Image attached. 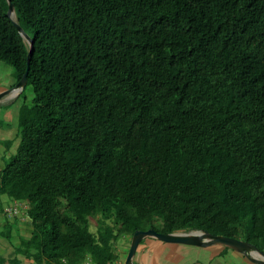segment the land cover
<instances>
[{
    "label": "trees",
    "instance_id": "obj_1",
    "mask_svg": "<svg viewBox=\"0 0 264 264\" xmlns=\"http://www.w3.org/2000/svg\"><path fill=\"white\" fill-rule=\"evenodd\" d=\"M12 2L34 97L0 168V264H121L149 228L264 251V0ZM8 9L19 82L30 44Z\"/></svg>",
    "mask_w": 264,
    "mask_h": 264
},
{
    "label": "rangeland",
    "instance_id": "obj_2",
    "mask_svg": "<svg viewBox=\"0 0 264 264\" xmlns=\"http://www.w3.org/2000/svg\"><path fill=\"white\" fill-rule=\"evenodd\" d=\"M18 84L14 67L4 60H0V93L14 88ZM34 97V90L31 85L25 89L12 91L0 99V168L5 166L10 157L16 152L18 137V109L23 101L31 103ZM10 144H12L11 148ZM7 197V196H6ZM6 200V199H5ZM18 214L22 219L21 231L25 227L28 231L29 224L26 218V209ZM92 230H96L95 220H92ZM24 231V232H25ZM17 238V237H16ZM15 238V239H16ZM132 236L125 235L118 242V249L121 254V264L124 263L129 251ZM147 249L148 264H256L243 259L236 251L225 245L197 246L182 243H170L157 239L153 236L145 237L142 242ZM141 246V247H142ZM144 249V248H143ZM140 250V249H139ZM0 252H4L0 247ZM8 256L12 255L9 251ZM146 258L142 252L138 260Z\"/></svg>",
    "mask_w": 264,
    "mask_h": 264
},
{
    "label": "water",
    "instance_id": "obj_3",
    "mask_svg": "<svg viewBox=\"0 0 264 264\" xmlns=\"http://www.w3.org/2000/svg\"><path fill=\"white\" fill-rule=\"evenodd\" d=\"M9 1V9L8 15L12 18L14 24L17 29L24 37L26 41L30 44V50L28 54V65L27 70L18 82V84L10 89L0 93V99L2 96L6 95L9 92H14L20 90V88L25 87L28 81V74L30 70V60L33 56L35 45L34 39L23 29V27L19 24L16 19L15 7L12 0ZM147 236H153L157 239H160L165 242L170 243H182L188 245H197V246H213V245H225L227 247L232 248L233 250L245 255L249 260L255 263L264 264V251L260 250L253 244L238 238H232L223 235H214L210 232L202 231V230H192L188 232L177 231L173 233H161L156 231L154 228H149L148 230H136L132 236L131 244L129 247L128 254L124 261V264H134V256L137 252L139 245L142 240ZM256 252V253H252Z\"/></svg>",
    "mask_w": 264,
    "mask_h": 264
},
{
    "label": "crops",
    "instance_id": "obj_4",
    "mask_svg": "<svg viewBox=\"0 0 264 264\" xmlns=\"http://www.w3.org/2000/svg\"><path fill=\"white\" fill-rule=\"evenodd\" d=\"M12 204V203H11ZM142 244H140L139 245V247H138V249H137V252H136V254H135V256H134V259H133V261H134V264H148V261H147V249H149V248H145V246L143 245L142 247ZM214 246V245H213ZM144 248V249H143ZM140 249V250H139ZM235 251V250H234ZM142 252L145 254V256H146V258L145 259H143V256H142V259L141 260H138V256L141 254L142 255ZM237 252V251H236ZM237 253H239V252H237ZM239 255H240V253H239ZM242 256H243V259H246V260H248L247 258H246V256L245 255H243V254H241ZM248 261H250V262H252L251 260H248ZM121 263V262H120ZM253 263H255V262H253ZM122 264H124V263H122ZM256 264H259V263H256Z\"/></svg>",
    "mask_w": 264,
    "mask_h": 264
},
{
    "label": "built area",
    "instance_id": "obj_5",
    "mask_svg": "<svg viewBox=\"0 0 264 264\" xmlns=\"http://www.w3.org/2000/svg\"><path fill=\"white\" fill-rule=\"evenodd\" d=\"M20 211L19 203H12L6 206V212L9 217H14Z\"/></svg>",
    "mask_w": 264,
    "mask_h": 264
},
{
    "label": "bare ground",
    "instance_id": "obj_6",
    "mask_svg": "<svg viewBox=\"0 0 264 264\" xmlns=\"http://www.w3.org/2000/svg\"><path fill=\"white\" fill-rule=\"evenodd\" d=\"M253 254L256 253V252H252Z\"/></svg>",
    "mask_w": 264,
    "mask_h": 264
}]
</instances>
